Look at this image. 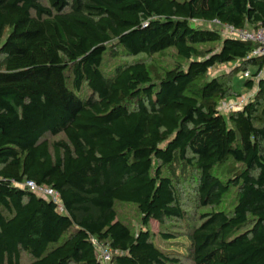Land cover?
I'll list each match as a JSON object with an SVG mask.
<instances>
[{
	"label": "trees",
	"instance_id": "16d2710c",
	"mask_svg": "<svg viewBox=\"0 0 264 264\" xmlns=\"http://www.w3.org/2000/svg\"><path fill=\"white\" fill-rule=\"evenodd\" d=\"M223 26L264 27V0H0V264H101L95 243L109 264H264V55ZM170 48L168 68L133 59ZM240 72L253 93L223 114ZM150 220L183 224V257Z\"/></svg>",
	"mask_w": 264,
	"mask_h": 264
},
{
	"label": "rangeland",
	"instance_id": "374dc122",
	"mask_svg": "<svg viewBox=\"0 0 264 264\" xmlns=\"http://www.w3.org/2000/svg\"><path fill=\"white\" fill-rule=\"evenodd\" d=\"M44 4H46V0H41ZM197 25H199L201 22L195 21ZM205 26L213 27L210 23H202ZM219 28V27H218ZM220 32L222 35L226 36V29L225 27H220ZM207 46V45H203ZM202 47V46H201ZM113 56L108 52L104 57V65H111L113 63L112 60ZM118 59H126L130 60L131 57H126L124 54H121ZM133 59L142 60L145 64H151L154 65L158 70H161L163 68L171 67L175 62L180 61V59L176 56L175 51L173 49H167L163 53L160 54H154L152 56H137ZM233 64H223L218 65L213 68H211L208 71V76H214V75H220V74H230L231 69L233 68ZM253 71V68L249 70V72ZM249 76V73H248ZM245 81L244 73L242 74L237 73L233 76L232 85L234 90L238 91L240 93V96H238L235 99H229L225 101V104L219 105V110L223 112V114H227L229 111L236 108V106L241 105L239 104L240 101H242V104L245 102V100L253 93V90H246L243 88V82ZM244 101V102H243ZM235 105V106H234ZM230 164V163H228ZM228 164H223L215 168V172L218 176H220L222 179H225L229 174L227 173ZM231 165V164H230ZM179 192L182 196L181 201L185 207V209L188 211V213H192V216H198L200 213H203L205 210L208 211V209H200L195 208L194 210L191 209L192 203L188 202L190 199L188 196L191 193V189L189 188L187 182H182L178 186ZM233 193L227 195L223 201L221 202L220 208L223 210H229L232 206L233 201ZM117 213L120 217V219L126 221L132 229L135 231L140 227V221H139V214L134 208L133 205L123 204V205H117L116 207ZM190 211V212H189ZM149 230L152 233L153 241L155 244L159 245L163 249H171L173 252H176L175 254L181 255L183 257V253L185 252L184 249V243H186V239L183 232V224L181 222H178L176 220H169L166 221L163 225L158 224L154 220H150L149 222ZM172 233L173 237L169 241H166L161 238V233ZM21 264H29L28 258L23 257L21 260Z\"/></svg>",
	"mask_w": 264,
	"mask_h": 264
},
{
	"label": "built area",
	"instance_id": "2783aa9c",
	"mask_svg": "<svg viewBox=\"0 0 264 264\" xmlns=\"http://www.w3.org/2000/svg\"><path fill=\"white\" fill-rule=\"evenodd\" d=\"M226 29V36L233 37L242 41H249L257 43V46L251 52V56L264 55V27H259L257 29H236L231 26H223ZM248 76V72L244 73V77ZM226 100H223L221 103L225 104ZM244 102V101H243ZM220 103V104H221ZM241 105L236 106L235 109L240 108L243 104L240 101ZM235 106V105H234ZM21 187H26L29 190L35 192L36 194L52 199L57 202L58 194L56 191L45 185H37L32 181H25L22 184H19ZM95 249L97 252L98 260L101 264H109L110 260V250L106 246L95 243Z\"/></svg>",
	"mask_w": 264,
	"mask_h": 264
}]
</instances>
